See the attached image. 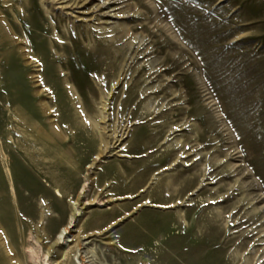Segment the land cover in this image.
<instances>
[{
  "label": "rangeland",
  "instance_id": "374dc122",
  "mask_svg": "<svg viewBox=\"0 0 264 264\" xmlns=\"http://www.w3.org/2000/svg\"><path fill=\"white\" fill-rule=\"evenodd\" d=\"M0 264H264V0H0Z\"/></svg>",
  "mask_w": 264,
  "mask_h": 264
},
{
  "label": "bare ground",
  "instance_id": "6f19581e",
  "mask_svg": "<svg viewBox=\"0 0 264 264\" xmlns=\"http://www.w3.org/2000/svg\"><path fill=\"white\" fill-rule=\"evenodd\" d=\"M69 228V224H67L66 226H64L62 229H61V231H59V235H58V237H57V240L58 239H60L62 236H63V234L65 233V232H67V229ZM37 252H38V249H37V247L36 246H33V245H31L30 247H29V253H30V257H31V259H35V257H36V255H37ZM43 261H44V263H45V258L43 259Z\"/></svg>",
  "mask_w": 264,
  "mask_h": 264
}]
</instances>
